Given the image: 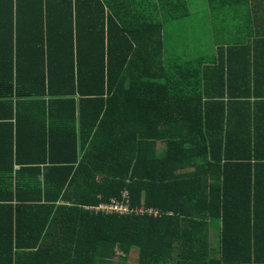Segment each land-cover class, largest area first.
Segmentation results:
<instances>
[{"label":"trees","instance_id":"obj_1","mask_svg":"<svg viewBox=\"0 0 264 264\" xmlns=\"http://www.w3.org/2000/svg\"><path fill=\"white\" fill-rule=\"evenodd\" d=\"M186 14L0 0V264H264V64L164 59ZM124 191L130 213L83 207Z\"/></svg>","mask_w":264,"mask_h":264},{"label":"crops","instance_id":"obj_2","mask_svg":"<svg viewBox=\"0 0 264 264\" xmlns=\"http://www.w3.org/2000/svg\"><path fill=\"white\" fill-rule=\"evenodd\" d=\"M185 1L186 15L167 22L160 18L164 59L183 62L201 58L203 62L211 63L210 65L215 61L218 63L221 60L226 63L228 60V65L233 64L232 61H234L239 68L248 57L251 64L254 62L264 64V0ZM18 40L19 44H17ZM31 40L28 35L25 39L17 37V42H13V51L16 52L19 47L32 44ZM220 47L223 51L230 49L229 47H250L252 53L242 56L230 53L226 56L220 53ZM252 67L250 66L251 79L255 74L252 72ZM237 82L240 81L237 80ZM250 90L264 92V82L254 86L251 80ZM4 121L9 123V120H0V129L4 126ZM10 121L14 140L16 128L20 124L17 114ZM22 125L25 124L21 121ZM27 147L29 148L28 145ZM23 153L25 159L32 157L31 151L30 153L23 151ZM12 159L14 160L13 169H20L21 164L16 162L15 156H12ZM208 237L211 246L219 245V234L215 227H210Z\"/></svg>","mask_w":264,"mask_h":264},{"label":"built area","instance_id":"obj_3","mask_svg":"<svg viewBox=\"0 0 264 264\" xmlns=\"http://www.w3.org/2000/svg\"><path fill=\"white\" fill-rule=\"evenodd\" d=\"M124 192H122V197L125 199V201H121V200H118L115 198H111L110 202H108V203H99L96 206L84 205V207L87 209H92V210H96V211L97 210L116 211L118 213L129 212L131 209L128 206L127 192L126 191H124ZM143 210L146 211L148 209L146 208ZM148 211H150V210H148Z\"/></svg>","mask_w":264,"mask_h":264},{"label":"rangeland","instance_id":"obj_4","mask_svg":"<svg viewBox=\"0 0 264 264\" xmlns=\"http://www.w3.org/2000/svg\"><path fill=\"white\" fill-rule=\"evenodd\" d=\"M188 1H189V2H193V0H188ZM124 193H125V192H124ZM124 193H123V194H124ZM90 206H95V205H90Z\"/></svg>","mask_w":264,"mask_h":264},{"label":"bare ground","instance_id":"obj_5","mask_svg":"<svg viewBox=\"0 0 264 264\" xmlns=\"http://www.w3.org/2000/svg\"><path fill=\"white\" fill-rule=\"evenodd\" d=\"M108 203V202H107ZM129 213H130V211H129Z\"/></svg>","mask_w":264,"mask_h":264}]
</instances>
